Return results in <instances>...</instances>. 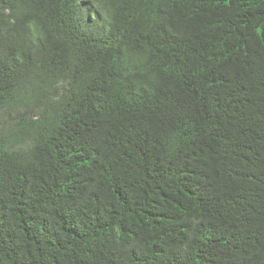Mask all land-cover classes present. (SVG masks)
Segmentation results:
<instances>
[{"label":"trees","instance_id":"16d2710c","mask_svg":"<svg viewBox=\"0 0 264 264\" xmlns=\"http://www.w3.org/2000/svg\"><path fill=\"white\" fill-rule=\"evenodd\" d=\"M0 264H264V0H0Z\"/></svg>","mask_w":264,"mask_h":264}]
</instances>
